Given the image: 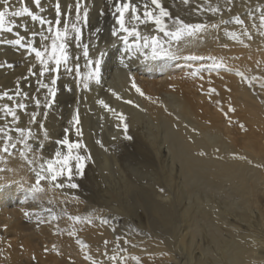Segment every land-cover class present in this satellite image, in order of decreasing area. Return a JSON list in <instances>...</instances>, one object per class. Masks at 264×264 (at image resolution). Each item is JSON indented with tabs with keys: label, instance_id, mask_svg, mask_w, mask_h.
I'll use <instances>...</instances> for the list:
<instances>
[{
	"label": "bare ground",
	"instance_id": "obj_1",
	"mask_svg": "<svg viewBox=\"0 0 264 264\" xmlns=\"http://www.w3.org/2000/svg\"><path fill=\"white\" fill-rule=\"evenodd\" d=\"M135 2L142 4L144 0ZM173 2L177 17L188 23L230 21L221 25L219 31L210 28L204 33L203 42H199V37L173 47L180 57L176 72H193L192 80L184 82L183 78L171 77L170 69L175 65L172 61L150 62L146 68H140L138 63L128 68L121 66L118 60L123 55V45L119 43L109 46L106 62L104 58L102 85H93L92 91L84 92L76 86L73 76L63 74L57 103L46 119L38 117L37 123L31 124L28 114L18 112L17 126L31 127L36 134L37 139L30 141L34 149L42 142V152L48 151L52 156L57 148L55 141L64 137L66 128L71 140L78 139L71 117L77 107L80 109L83 142L94 160L87 166V196L81 197L79 189L50 188L42 182L46 190L39 200L26 201L35 182L33 166L19 156L22 145L10 149L13 154L9 157L2 151L0 139V264H71L69 257L76 260L75 264H91L85 259L86 253L98 264H137L133 257L139 258V264H264V91H259L263 93L260 104L258 95L239 86L241 78L237 75L245 72L263 82L264 36L252 28V17L257 18L258 24L264 0H233L231 11L226 10V0H211L220 5L222 16L197 11L201 6L207 7L208 0H190L189 5L182 0ZM28 3L34 9L31 0ZM61 3L62 8H67L73 1ZM163 3L171 6L167 0ZM44 7L43 15L54 19L51 2ZM88 7L89 24L83 26V43H88L91 54L96 56L99 46L102 49L116 40L109 27L114 29L117 25L110 0H88ZM237 16L245 21L243 26L234 23ZM17 23L28 26L27 32L22 27L16 29L26 38L38 30L28 17L18 18ZM244 27L253 36L251 40L242 37L244 44L225 35V30L240 32ZM141 28L145 34H157L151 24ZM13 50L7 62L14 68L0 69V91L14 89L20 80L24 91L36 96L35 79H21L32 58L16 47ZM70 51L74 57H81L83 65L82 48L73 43ZM189 55L222 59L231 71L210 72L204 67L210 62L183 59ZM134 66L137 73H130ZM210 73L215 74L209 81L214 80L220 97L202 93L200 84L195 82L196 77L207 81ZM130 76L135 77L151 100L136 93ZM69 87L71 92L66 91ZM232 89L233 94H227ZM112 90L122 100L113 97ZM163 93L170 97L168 106L160 98ZM101 98L128 117L132 140L124 139L122 126L117 128L119 121L111 113L102 112L96 102ZM213 100L221 102L223 111L214 102L211 104ZM229 106L235 108L234 113L228 111ZM94 109L97 117L103 116L113 124V130L96 122V116L89 117ZM34 110V104L28 101V113ZM225 113L227 116H223ZM5 123L0 118V126ZM40 123L48 130L46 141ZM96 128L102 129L99 136ZM97 140L102 141L103 148ZM51 156L46 155V159ZM122 156L126 157L122 160ZM45 207L52 208L60 218L38 224L34 215H25L29 212L46 216ZM68 216H91L92 223H77ZM100 218L108 223L101 224ZM71 231L76 236L69 235ZM77 239L89 247L82 249ZM112 255H117V261L109 259Z\"/></svg>",
	"mask_w": 264,
	"mask_h": 264
},
{
	"label": "snow or ice",
	"instance_id": "obj_2",
	"mask_svg": "<svg viewBox=\"0 0 264 264\" xmlns=\"http://www.w3.org/2000/svg\"><path fill=\"white\" fill-rule=\"evenodd\" d=\"M47 2H51L53 6L54 19L43 15L46 10L44 4ZM182 2L187 5L190 0H182ZM31 3L34 5L35 10L29 6L28 0H0V45L16 47L32 58L27 74L21 79L34 78L37 93L36 96H31L29 92L24 91L20 80H17L14 89L0 91V102H3L0 103V118L6 121L3 126H0V139L3 141L2 151L9 157L13 154L10 149L16 150L18 145H22L19 156L33 166L31 171L35 175L34 185L29 188L26 201L31 199L36 202L46 190L42 186V182H47L50 188L78 189L79 184L75 182V178L77 176L83 178L89 162L94 163V160L87 144L83 142L81 114L78 107L71 117V123L75 126V134L78 139L71 140L69 138L70 131L66 128L64 137L55 141L57 148L54 150V155L47 159L42 155L44 148L42 142H39L35 149L33 143H30V141L37 139L34 130L31 127L21 128L17 126L20 121L18 112L28 114L31 124H36L38 117L46 119L57 103L62 74L73 76L76 86L84 92L92 91L93 85H102L101 66L105 52L99 51L98 55L93 56L90 52V45L83 43V26L89 24L88 0H73V4L68 5L67 8H62L61 0H31ZM110 3L114 9L112 15L115 17V24L117 25L112 30L111 35L118 38L123 45L124 54L120 58V63L125 68L129 67V64L125 62L126 59L131 60L133 58L143 59L145 62L176 61L180 57L173 51L174 46L193 38H199L210 28L219 31L221 25H227L230 22L229 20L220 19L219 22L213 24L188 23L179 17H173L162 0H144L142 4H137L135 0H110ZM226 3L228 5L226 10L231 11L233 0H226ZM198 11L223 15L220 5L211 3V0H208L207 7L201 6ZM23 17L30 18L38 26V30L31 31L30 37L27 38L16 30L21 27L25 32L29 30L26 24L19 25L17 23V19ZM252 19V28L257 29L259 34L264 36V8L259 9L258 24L256 23V17H252ZM234 23L243 26L245 21L237 16ZM147 24L153 25L157 34H143L140 26ZM97 31L99 30L97 29ZM6 33L12 34L14 38H2ZM225 35L241 44H244L242 37H247L248 40L253 38L247 27L242 28L240 32L225 30ZM73 43L75 47L82 48L83 65L80 63L81 57H74L70 51ZM245 46L248 45L245 44ZM183 59L190 62L208 61L210 63L205 64L204 67L210 72L231 71L222 59L216 57L189 55L183 57ZM4 68L11 70L14 65L7 61L0 62V69ZM84 68L87 71H83ZM237 75L242 79L249 80L250 83L262 79L256 76L246 77L243 72H237ZM130 82L136 93L145 99L151 100V97L147 96L137 85L134 76H130ZM28 87H31V85L29 84ZM261 87L264 88V82L261 83ZM66 91L71 92L72 89L69 87ZM209 92L216 93V89H209ZM111 95L117 100H122V97L114 90L111 91ZM30 100L34 104L35 110L28 113V101ZM96 102L119 121L117 128L120 129L122 126L124 139L132 140V136L128 134V117L123 112L116 111L103 99H98ZM123 102L139 107L131 100H124ZM41 109H43V112L40 111ZM221 111H223L222 107ZM228 111L234 113L235 108L229 106ZM225 115L227 116V113ZM240 127L244 128V125L241 124ZM39 128L42 130L43 140H48L49 133L45 125L40 123ZM13 133L16 135L14 136ZM96 143L101 148L104 147L102 141L97 140ZM199 155L203 156L205 153L200 152ZM48 203L51 204L52 201H48ZM43 213H47V215L29 212H25V215H34L38 224L57 221L60 218L52 208H43ZM64 214L67 215L66 212ZM68 219L77 223H92L91 216H68ZM100 223L107 224L108 220L100 218ZM69 235L76 236V232L71 231ZM76 243L82 249L89 247L80 239H77ZM104 243L107 245L108 241L106 240ZM85 259L90 261L91 264H98L87 253ZM109 259L115 262L118 257L112 255ZM133 259L139 264L138 257H133Z\"/></svg>",
	"mask_w": 264,
	"mask_h": 264
},
{
	"label": "rangeland",
	"instance_id": "obj_3",
	"mask_svg": "<svg viewBox=\"0 0 264 264\" xmlns=\"http://www.w3.org/2000/svg\"><path fill=\"white\" fill-rule=\"evenodd\" d=\"M68 1V0H67ZM70 1H73V0H70ZM164 0H162V2H163ZM167 1H169V2H171V6H166L165 5V7L171 12V14H172V16L173 17H177V16H179V14L177 13V10L176 9H173L172 7H174L173 6V1L172 0H167ZM141 2H139V4H140ZM187 5H189V4H187ZM198 11V10H197ZM199 12V11H198ZM202 13V12H201ZM207 13H209V12H207ZM210 14V13H209ZM194 19L196 20V19H199V17H194ZM185 21V20H184ZM186 22V21H185ZM112 30H113V28H111V27H109V32H110V34L112 33ZM141 32L143 33V34H145V32H143V29L141 28ZM9 37V35H10V37L8 38L7 36ZM4 36L5 37H7V38H4ZM2 38H4V39H12L13 37H12V34H4L3 35V37ZM116 40L114 41V42H112V44L111 43H107L106 45L107 46H104V48H102L101 49V47L102 46H99V51H106L105 52V55H104V57H103V62H104V58H105V56L106 57H108V55H109V49H110V47L111 46H113V45H115V44H119L120 43V45L119 46H121L122 47V44H121V42L119 41V39L118 38H115ZM204 39H205V35L204 34H202L201 36H200V38H199V42H203L204 41ZM93 42H94V46H97V44H96V41H95V39L93 40ZM109 44V45H108ZM111 44V45H110ZM2 46V47H1ZM110 46V47H109ZM12 48H10V46H8V45H0V57H2V59L0 58V62L1 61H3V62H5V61H8L9 60V55H11V53H12V51H14L13 49H14V47L13 46H11ZM106 48H108L107 50H106ZM123 49V48H122ZM2 50V51H1ZM11 50V51H10ZM122 54H124L123 53V51H122ZM178 56V55H177ZM179 57V56H178ZM120 58H121V56L119 57V63H120ZM180 59H178V60H176V61H172V63H175V65H173V68H171L170 69V75H171V77H175V78H183L182 79V81H184V82H187V81H190V80H192L193 79V77L195 76V74L192 72H189V71H186V72H180V73H177L176 71L178 70V68H177V66H178V64H177V62L179 61ZM105 62H106V58H105ZM126 63H128L129 64V66H131V65H133L134 63H138L139 64V67L140 68H146L147 67V65H148V63H150V62H145L143 59H137V58H133V59H131V60H127L126 59V61H125ZM165 62V61H164ZM163 61H159V63H164ZM158 63V64H159ZM121 64V63H120ZM177 64V65H176ZM121 66H123L122 64H121ZM137 66V65H136ZM136 66H134V67H132V68H130V70H129V72L130 73H137V70L135 69V67ZM244 74H245V76L246 77H252L251 76V74L250 75H247L245 72H243ZM63 75V74H62ZM61 75V76H62ZM213 78H215V74H213V73H210L209 74V76H208V79H207V81H209V80H211V79H213ZM241 78V77H240ZM34 79V78H33ZM259 82H254V81H251V83L249 82V80H247V79H242L241 78V80H240V82H239V86H241V87H243V88H248V89H250L251 90V94L252 95H258L259 96V99H258V102H260V104L262 103V95H263V91H264V88H262L261 87V83H262V79H257ZM261 80V81H260ZM207 81H203V80H201V79H199V78H197L196 77V79H195V82H197V83H199L200 85L198 86V89H200V90H202V93H204V94H206V93H208L209 94V87H212V88H214V89H216V93H212V95L213 96H216V97H220V93H219V91H218V88L217 87H215L214 86V80L213 81H209V82H207ZM261 82V83H260ZM263 82H264V79H263ZM233 85V84H232ZM234 86V85H233ZM263 91H262V90ZM9 90V89H8ZM261 90V92H263L262 93V95H261V93L259 92ZM244 91V90H243ZM227 94H229V95H232L233 94V89L232 90H228V92H227ZM260 94V95H259ZM257 96V97H258ZM160 98H161V100L163 101V103L166 105V106H168V104H171V101H170V97H169V95L168 94H166V93H163V94H161V96H160ZM101 99H103V98H101ZM104 100V99H103ZM215 103L217 106H218V108H220L219 110H221V106H222V104H221V102L219 101V100H217V101H212L211 102V104L212 103ZM264 103V102H263ZM223 108V107H222ZM174 109H176L175 107H174ZM101 110H102V112L104 113V112H106V110H104L102 107H101ZM96 114V111H95V109L94 110H92V111H90V113H89V117L91 118V119H93L95 116V118H94V120L96 119V118H98V119H96V122H98L99 124H101L102 126H107L110 130H113L114 129V126H113V124L111 125V124H109V123H107L106 122V120H105V118L103 117V116H98L97 117V115H95ZM221 115H223V114H221ZM223 116H226V115H223ZM99 117H101V118H99ZM104 119V120H103ZM103 123V124H102ZM107 123V124H106ZM106 124V125H105ZM110 125V126H109ZM254 126V130L257 132L258 131V128L255 126V125H253ZM102 130V129H101ZM101 130L100 129H97L96 128V131H97V136H99L100 134H102L101 133ZM2 140V139H1ZM111 141H113V140H116V139H110ZM46 152V154H45V158H46V155H48V156H51V155H49V152L48 151H45ZM45 152H42V153H45ZM126 156H122V160L125 158ZM122 163H123V161H122ZM125 172H127L126 170H125ZM87 173H88V169L86 168L85 169V174H84V176H83V178H80V177H76V179H75V182L76 183H78L79 184V190H80V195H81V197L82 196H87L88 195V190H87V188H86V185H87ZM137 184H138V182H137ZM82 191H84V192H82ZM76 192H77V194H78V191L76 190ZM66 226H64V228H65ZM81 227H79V229H80ZM78 237V236H77ZM73 257H69V259H70V263L71 264H75V262H76V260H74V259H72Z\"/></svg>",
	"mask_w": 264,
	"mask_h": 264
}]
</instances>
